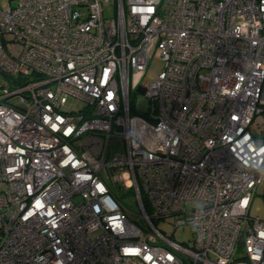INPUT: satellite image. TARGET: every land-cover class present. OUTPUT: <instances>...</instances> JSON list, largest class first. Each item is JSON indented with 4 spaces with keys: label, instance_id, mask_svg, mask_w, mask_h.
Returning a JSON list of instances; mask_svg holds the SVG:
<instances>
[{
    "label": "built area",
    "instance_id": "obj_1",
    "mask_svg": "<svg viewBox=\"0 0 264 264\" xmlns=\"http://www.w3.org/2000/svg\"><path fill=\"white\" fill-rule=\"evenodd\" d=\"M258 114L264 0L0 7V264H264Z\"/></svg>",
    "mask_w": 264,
    "mask_h": 264
},
{
    "label": "rangeland",
    "instance_id": "obj_2",
    "mask_svg": "<svg viewBox=\"0 0 264 264\" xmlns=\"http://www.w3.org/2000/svg\"><path fill=\"white\" fill-rule=\"evenodd\" d=\"M14 0H0V7L6 8L9 5H13ZM163 68V61L160 57L159 50L156 48L150 57L149 64L147 66V69L142 74L141 80L143 81H152L154 80L157 75L160 73V71ZM131 110L133 112L143 109H146L149 105V99L140 91L132 89L131 90ZM82 106V102L79 99L69 97L68 103L66 105V109L69 111H77ZM252 131L257 134L261 135L264 132V115L258 114L252 124ZM261 189L258 190L257 195L255 196L250 212L252 215H258L261 218L264 217V200L261 196ZM123 204L128 207L130 210L137 211L138 207L136 205L135 197L133 195H126L122 199ZM157 224L160 228H162L166 233H170L172 231V219L167 220H158ZM174 236L179 241H187L188 239H191L192 233L188 226L185 227H179L174 232Z\"/></svg>",
    "mask_w": 264,
    "mask_h": 264
},
{
    "label": "trees",
    "instance_id": "obj_3",
    "mask_svg": "<svg viewBox=\"0 0 264 264\" xmlns=\"http://www.w3.org/2000/svg\"><path fill=\"white\" fill-rule=\"evenodd\" d=\"M136 113H139V112H142V111H140V110H137V111H135Z\"/></svg>",
    "mask_w": 264,
    "mask_h": 264
},
{
    "label": "bare ground",
    "instance_id": "obj_4",
    "mask_svg": "<svg viewBox=\"0 0 264 264\" xmlns=\"http://www.w3.org/2000/svg\"><path fill=\"white\" fill-rule=\"evenodd\" d=\"M122 194H124V193H122V192H121V194H120V195H122Z\"/></svg>",
    "mask_w": 264,
    "mask_h": 264
}]
</instances>
